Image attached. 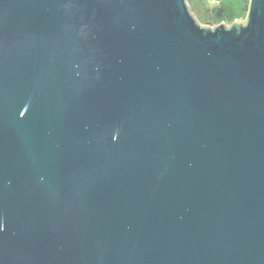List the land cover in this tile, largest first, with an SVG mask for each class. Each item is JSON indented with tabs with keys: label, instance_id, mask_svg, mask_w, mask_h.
Masks as SVG:
<instances>
[{
	"label": "water",
	"instance_id": "water-1",
	"mask_svg": "<svg viewBox=\"0 0 264 264\" xmlns=\"http://www.w3.org/2000/svg\"><path fill=\"white\" fill-rule=\"evenodd\" d=\"M0 264H264V0H0Z\"/></svg>",
	"mask_w": 264,
	"mask_h": 264
},
{
	"label": "trees",
	"instance_id": "trees-1",
	"mask_svg": "<svg viewBox=\"0 0 264 264\" xmlns=\"http://www.w3.org/2000/svg\"><path fill=\"white\" fill-rule=\"evenodd\" d=\"M218 4L209 8L204 0H187L191 10L203 23L215 25L220 22L227 24L235 19H243L247 12L248 0H217Z\"/></svg>",
	"mask_w": 264,
	"mask_h": 264
},
{
	"label": "rangeland",
	"instance_id": "rangeland-1",
	"mask_svg": "<svg viewBox=\"0 0 264 264\" xmlns=\"http://www.w3.org/2000/svg\"><path fill=\"white\" fill-rule=\"evenodd\" d=\"M187 3H188V2H187ZM204 4H205L206 7L211 8V7H213L214 5H217V4H218V1H217V0H204ZM188 5H189V4H188ZM189 8H190V6H189ZM190 10H191V8H190ZM191 12L193 13L194 17L196 18V20H197L201 25H208V26H211L210 24L203 23V22L201 21V18H199V16H197V15L195 14V12H193L192 10H191ZM239 20H243V19H239ZM227 25H228V24H227Z\"/></svg>",
	"mask_w": 264,
	"mask_h": 264
},
{
	"label": "built area",
	"instance_id": "built-area-1",
	"mask_svg": "<svg viewBox=\"0 0 264 264\" xmlns=\"http://www.w3.org/2000/svg\"><path fill=\"white\" fill-rule=\"evenodd\" d=\"M211 26H213V25H211Z\"/></svg>",
	"mask_w": 264,
	"mask_h": 264
}]
</instances>
